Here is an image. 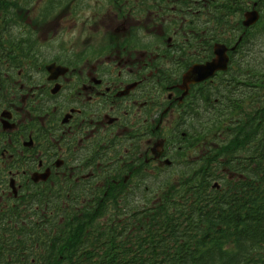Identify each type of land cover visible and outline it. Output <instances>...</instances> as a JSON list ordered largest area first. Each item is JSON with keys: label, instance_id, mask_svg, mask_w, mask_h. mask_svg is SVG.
Returning a JSON list of instances; mask_svg holds the SVG:
<instances>
[{"label": "flooded vegetation", "instance_id": "af4514ba", "mask_svg": "<svg viewBox=\"0 0 264 264\" xmlns=\"http://www.w3.org/2000/svg\"><path fill=\"white\" fill-rule=\"evenodd\" d=\"M109 2L113 28L60 14L37 34L61 0H45L25 26L13 15L29 10L12 11L0 27V264H75L51 248L78 218L140 207L162 173L206 159L191 108L218 101L209 98L253 49L260 21L246 28V15L264 13L263 0ZM134 8L147 13L144 29ZM139 31L162 47L139 42ZM217 45L228 69L183 89V75L214 59Z\"/></svg>", "mask_w": 264, "mask_h": 264}, {"label": "trees", "instance_id": "16d2710c", "mask_svg": "<svg viewBox=\"0 0 264 264\" xmlns=\"http://www.w3.org/2000/svg\"><path fill=\"white\" fill-rule=\"evenodd\" d=\"M32 1L0 0V27ZM258 39L245 64H236L228 84L209 98L218 101L203 113L191 108L190 133L206 144V159L188 163L184 175L140 207L78 218L66 239L52 241V250L68 251L75 264H264V52ZM133 202L127 195L126 203Z\"/></svg>", "mask_w": 264, "mask_h": 264}, {"label": "rangeland", "instance_id": "374dc122", "mask_svg": "<svg viewBox=\"0 0 264 264\" xmlns=\"http://www.w3.org/2000/svg\"><path fill=\"white\" fill-rule=\"evenodd\" d=\"M61 1H62V3L59 4L60 7L58 9H56V11H54V9H53L52 12L50 13L51 19L46 21L43 25L41 24L40 29H36L37 34L42 32V28L45 26H46L45 28L54 27V25L56 24L55 23L56 18L53 20V17H55L57 15H58L57 17H60V14H62L64 16L67 14V16L72 15V16L76 17V15H74V13H77V14H79L76 17L77 21H80L79 20L80 18H82L81 20L86 21V18L90 16L96 20H102L103 22H107L109 24L110 28L114 27V20L115 19L113 18L112 14H108V12H107L109 9L108 4L110 3L109 2L110 0H61ZM129 1H131V0H129ZM44 2H45V0H35V3L33 2L34 4L33 3L30 4L28 7H31V9L28 11V14L25 16L22 14V17H23L22 22L25 23L26 19H30V21L32 23L33 20L38 19L41 16V10H43L42 7L44 6ZM155 8L156 7H154V10H155ZM137 9L138 8H134V11L136 10L135 16H139L138 20H139L140 24L138 25V27L140 26L141 28L144 29V27L146 25V24H144L145 16L147 17V13H145V15H144V13H141V12H140V14H138V10H140V8L138 10ZM45 15L48 16V14L44 13L43 16H45ZM141 15L143 16L142 18H140ZM101 18H104V19H101ZM73 20H76V19L73 18ZM39 23H41V20L39 21ZM97 25L98 24L96 23V26ZM61 26H64V24ZM75 28H77V25ZM251 32L260 34V36L262 37L261 39H263L261 42L263 43V41H264V13L262 14V18L260 19L259 25L255 26ZM138 34H139V42L148 43L152 46L162 47L161 39L151 41L150 39H147L141 31H139ZM69 36H71V32H68V37ZM99 36L102 40V43L103 42L104 43H111L112 42V40L109 39L110 35H108V34H103V35H99ZM120 37H121V35H120ZM262 48H264V45ZM179 165H180V168L178 167ZM178 166L175 165V168L169 169L166 173H162L160 175V179L159 178H156V179L161 180V181L162 180L166 181V178L167 179L174 178L178 171H184L185 170V169H183L185 166L182 163H178ZM176 167H177V169H176ZM156 188H157V186L153 187L152 192L153 191L155 192ZM161 188L162 187H160L159 189H161ZM152 192L147 196L146 199L150 200L153 197ZM146 202L147 201H145V199H144V203H146Z\"/></svg>", "mask_w": 264, "mask_h": 264}, {"label": "water", "instance_id": "95a60500", "mask_svg": "<svg viewBox=\"0 0 264 264\" xmlns=\"http://www.w3.org/2000/svg\"><path fill=\"white\" fill-rule=\"evenodd\" d=\"M258 19L257 12H249L246 15V20L244 21L245 26H249L254 24ZM226 49L217 45L215 48L216 57L212 59L210 62L205 63L204 65H194L192 66L184 75H183V83L182 88L187 90L188 86L191 84H196L202 82L212 76L217 71L226 70L227 58L225 56Z\"/></svg>", "mask_w": 264, "mask_h": 264}]
</instances>
